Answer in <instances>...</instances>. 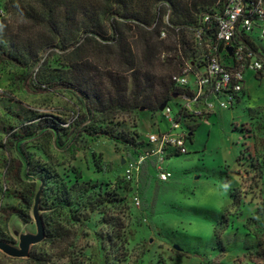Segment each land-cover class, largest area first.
I'll use <instances>...</instances> for the list:
<instances>
[{
    "label": "rangeland",
    "instance_id": "rangeland-1",
    "mask_svg": "<svg viewBox=\"0 0 264 264\" xmlns=\"http://www.w3.org/2000/svg\"><path fill=\"white\" fill-rule=\"evenodd\" d=\"M167 14L164 24L172 18ZM5 17L13 35L22 44L34 43L33 54H39L38 62L30 61L25 71L0 66V146L7 142L6 132H15L22 123L52 119L63 131L43 128L16 143L13 151L0 148V208L13 205L24 214L8 221L0 217V238L18 246L20 236L37 232L33 207L41 180L43 220L50 230L59 226L69 235L62 242L34 245L32 258L0 252V264H264V227L256 223L264 210V72L261 78L246 73L245 93L234 108L216 109L208 121L199 119L192 140H187L188 154L166 160L171 180L160 182L149 162L151 171H142L127 186L124 173L134 153L106 138L87 142L85 132L95 126L130 140L169 133L171 123L162 112L153 115L143 109L117 111L107 120L88 113L84 101L56 85L72 83L76 73L71 67L77 62L86 61L93 72L94 63L114 69L116 56L105 54L94 62V41H84L83 33L76 46L62 50L57 43L47 44L49 30L29 15ZM162 31L167 37L160 39L175 46L171 30L164 26ZM184 34L191 42L190 31ZM255 38L264 47L258 32ZM137 47L140 54L142 47ZM177 57L174 49H163L155 58L157 72L176 71ZM38 89L46 92L36 94ZM17 159L24 164L23 183H7L10 165ZM73 187L77 191L70 192L79 205L72 212L56 207L58 195ZM6 192L21 193L32 200V207H20ZM105 192L116 195L93 212ZM136 192L140 208L133 203Z\"/></svg>",
    "mask_w": 264,
    "mask_h": 264
},
{
    "label": "trees",
    "instance_id": "trees-1",
    "mask_svg": "<svg viewBox=\"0 0 264 264\" xmlns=\"http://www.w3.org/2000/svg\"><path fill=\"white\" fill-rule=\"evenodd\" d=\"M219 2L220 0H6L4 10L5 16L29 15L40 24H44L50 34L47 44L57 43L58 48L65 50L68 44L76 46L83 33L84 41H94V62L105 54L116 56L118 66L114 69L107 65L97 67L94 63L93 72L92 66L86 61L77 62L78 66L71 67L76 73L72 83L56 85L57 89L70 90L84 101L88 113L106 117V120L109 114L111 116L117 111L131 113L144 109L146 113L155 115L160 112L159 108L163 103L168 102L170 105L174 103L177 107L176 116L189 133L187 140H192L197 123L203 118L181 110L179 97L186 93V90L179 88L173 78L182 74L181 66L185 62L194 61L196 69L205 72L208 53L196 43L193 32L199 27L205 28L201 24L203 14H215V11L221 8ZM37 7L41 10L38 11ZM166 11L169 18L172 17L168 24L163 22ZM5 16L0 18V66L10 65L25 71L29 68L30 61L38 62L39 53L33 54L34 43L22 44L20 38L13 35L12 25ZM164 26L175 36V46L168 45L160 39ZM185 30L190 31L191 42L186 39ZM207 33L208 36L205 38L214 40L216 28L208 30ZM240 38L254 52L264 56V47L256 42L255 37L242 33ZM137 46L142 47L140 54L135 50ZM106 49H109V52ZM163 49L169 52L174 49L177 52L179 66L176 71L157 72L155 58ZM26 80L27 77H24L23 82L27 88ZM45 92V89H38L35 93ZM212 115L214 114L209 117ZM43 128L51 129L57 134L63 131L60 124L52 119H41L36 124L22 123L15 132L13 130L6 132L7 142L0 148L13 151L16 143L34 137ZM101 138L124 145L127 151L133 152L135 156L145 152L149 147L148 137L141 138L140 135L128 140L95 126L94 130L85 132L84 139L87 142L97 143ZM169 154L168 159L180 156L173 150H170ZM23 168L21 160L12 162L6 182L22 184ZM143 171L147 173V165ZM40 183L44 189V182L41 180ZM125 183L130 186L126 180ZM70 191H77V188L73 187L59 194L55 202L56 207L64 206L72 212L73 207L79 205L77 197ZM6 195L9 194L6 192ZM115 195L109 192L100 193V198L92 207V211L112 202ZM9 196L12 201H18L20 207L24 209L32 207V200L25 198L21 193H12ZM42 196L43 190L40 210L45 209ZM234 198L236 199L235 196ZM14 215L23 216V210L8 204L1 206L0 217L5 221ZM44 223L46 241L56 243L66 240L69 232L59 226L50 230L45 218ZM256 223L264 227V210L256 218ZM0 240L5 241L3 238ZM29 257L32 258L31 253Z\"/></svg>",
    "mask_w": 264,
    "mask_h": 264
},
{
    "label": "built area",
    "instance_id": "built-area-1",
    "mask_svg": "<svg viewBox=\"0 0 264 264\" xmlns=\"http://www.w3.org/2000/svg\"><path fill=\"white\" fill-rule=\"evenodd\" d=\"M5 1L0 0V18L5 16ZM219 4L221 8L215 14H203L201 24L205 28L199 27L193 32L196 43L208 53L205 72L197 70L194 61L185 62L181 66L182 74L173 78L179 88L186 90L179 97L181 110L202 116L206 121L216 109H232L240 102L247 72L264 71V56L254 52L240 38L242 33L255 37L258 32L264 42V0H220ZM213 28H216L215 39H206L207 31ZM161 37L166 38L167 33L162 31ZM162 114L171 123V131L148 136L149 148L126 165L124 177L129 183L135 182L149 162L157 172V179L168 182L173 178V173L165 167L169 151L188 154L189 133L174 108L168 103ZM179 131L176 135L173 133ZM132 198L135 206L140 208L139 193H134Z\"/></svg>",
    "mask_w": 264,
    "mask_h": 264
},
{
    "label": "water",
    "instance_id": "water-1",
    "mask_svg": "<svg viewBox=\"0 0 264 264\" xmlns=\"http://www.w3.org/2000/svg\"><path fill=\"white\" fill-rule=\"evenodd\" d=\"M229 52L232 53V49H230ZM167 105L168 102L163 103L159 108V111L163 112ZM42 190L43 186L40 187V190L36 195L33 207V218L37 227V232L35 234H24L20 236V242L18 246L0 240V252L6 256L17 259L29 258L31 248L45 240L46 226L40 211V198Z\"/></svg>",
    "mask_w": 264,
    "mask_h": 264
},
{
    "label": "crops",
    "instance_id": "crops-1",
    "mask_svg": "<svg viewBox=\"0 0 264 264\" xmlns=\"http://www.w3.org/2000/svg\"><path fill=\"white\" fill-rule=\"evenodd\" d=\"M263 72H264V71H263ZM257 76L260 77V78L262 77L261 74H257ZM244 91H245V90H244ZM240 101H241V100H240ZM239 103H240V102H239ZM209 118H210V117H209ZM209 118H208V120H209ZM208 120H207V121H208ZM151 167H152V166H150V168H148L149 171H151Z\"/></svg>",
    "mask_w": 264,
    "mask_h": 264
}]
</instances>
